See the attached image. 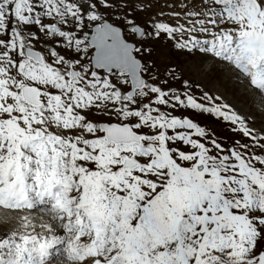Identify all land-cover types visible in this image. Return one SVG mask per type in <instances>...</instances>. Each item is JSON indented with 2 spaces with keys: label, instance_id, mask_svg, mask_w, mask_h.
Returning a JSON list of instances; mask_svg holds the SVG:
<instances>
[{
  "label": "snow or ice",
  "instance_id": "snow-or-ice-1",
  "mask_svg": "<svg viewBox=\"0 0 264 264\" xmlns=\"http://www.w3.org/2000/svg\"><path fill=\"white\" fill-rule=\"evenodd\" d=\"M151 7L0 0V206L54 199L0 264H48L62 241L59 264H264V0ZM161 39L205 81L162 75Z\"/></svg>",
  "mask_w": 264,
  "mask_h": 264
},
{
  "label": "rangeland",
  "instance_id": "rangeland-1",
  "mask_svg": "<svg viewBox=\"0 0 264 264\" xmlns=\"http://www.w3.org/2000/svg\"><path fill=\"white\" fill-rule=\"evenodd\" d=\"M147 2H150L152 4V7L148 11L139 13L138 17L140 19H147L152 13L159 11L161 7L165 4L166 0H147ZM169 22L171 23V21ZM152 47H153V51H152L151 56L148 57V59L151 60L152 63L155 65V67L160 70V73L162 75L165 73V71L170 70V69H174V74L178 75L180 68H176V66H174L173 62H175V64L176 63L181 64V65L185 64L184 68L186 69L187 75L190 76V77L180 76L182 79H188L190 81H194V76L196 75H198V77H200L203 80L206 79V73L208 72V69H207V72L203 70L201 71L199 69L203 67H201L200 64L199 66L198 64H195V63L191 64V62L198 61L195 58H191L187 62H184V59L182 58H178L180 55V52L173 47L172 41H165L161 39V40L153 42ZM236 94L235 95L229 94L231 97L229 102L235 103L236 106L241 109V111H245L246 107L250 105V103H246L247 100H238L239 102L236 101V99L239 98L240 92ZM187 114L190 115V118L197 120L202 125L207 124L209 127L213 128L217 132V134L220 136L223 132H225V134H223V137H228L229 139H231L230 134L225 130L224 126L222 127L221 122L217 123V122H214L213 118L211 117L197 115L191 112ZM29 196H30L32 203H35L38 200V198H36L33 193H29ZM49 203L52 204L51 200H49ZM26 211L31 213L33 217H39L41 215L38 213H33L30 210H26ZM36 222L38 223L39 221L37 220ZM64 247L65 245H62L63 249ZM53 263L55 264L56 262H53Z\"/></svg>",
  "mask_w": 264,
  "mask_h": 264
},
{
  "label": "bare ground",
  "instance_id": "bare-ground-1",
  "mask_svg": "<svg viewBox=\"0 0 264 264\" xmlns=\"http://www.w3.org/2000/svg\"><path fill=\"white\" fill-rule=\"evenodd\" d=\"M179 52H180V55H179L178 58L184 59V62H187L191 58H195L198 61L191 62V64H194L195 63V64H198V66H199V57L198 56H189L186 52H183V51H179ZM173 64H174V66H176V68H180L179 69V72H178V75L179 76L190 77V76L187 75L186 69L184 68V65L185 64L184 65H181V64H178V63L175 64V62H173ZM205 67H203V68H201L199 70H201V71L203 70V71L207 72V69L208 68L207 67L205 68ZM208 71H209V69H208ZM194 81L203 83L205 80L201 79L200 77H198V75H196V76H194ZM229 94H233L232 89H229ZM238 100H247L246 103H249V94L248 93H245L241 89L239 98H237L236 101H238ZM249 108H250V105H248L246 107L245 111H248ZM213 121L214 122H217V123H220L219 121H215L214 118H213ZM223 126L224 125L222 124V127ZM223 134H225V132H223L221 134L222 137H223ZM53 191L55 192V189ZM49 200H51L52 204L49 203ZM53 203H54V199L52 197H49V196L45 195L42 198H38V200L35 203H33V210H30V211L33 212V213L41 214L40 212L42 210L50 209L52 207ZM37 231H39V229H37ZM60 232L62 234V229L60 230ZM8 234L9 233L5 232L3 230V228H0V239L5 238ZM62 245H65V242L62 241L61 243L54 244V245H52V247H50L48 249V254H49L48 255V261H49L48 264H54L53 262H56L55 264H58L59 263L58 260H57L58 257H62L64 255V252H63L64 249L62 248Z\"/></svg>",
  "mask_w": 264,
  "mask_h": 264
},
{
  "label": "clouds",
  "instance_id": "clouds-1",
  "mask_svg": "<svg viewBox=\"0 0 264 264\" xmlns=\"http://www.w3.org/2000/svg\"><path fill=\"white\" fill-rule=\"evenodd\" d=\"M22 217H27V223L31 227L33 216L26 210L14 211L3 206H0V228L7 233L26 232L24 228L25 220Z\"/></svg>",
  "mask_w": 264,
  "mask_h": 264
}]
</instances>
